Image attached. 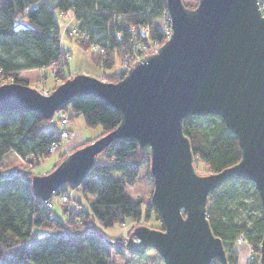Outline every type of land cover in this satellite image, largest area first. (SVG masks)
I'll list each match as a JSON object with an SVG mask.
<instances>
[{"label":"water","instance_id":"water-1","mask_svg":"<svg viewBox=\"0 0 264 264\" xmlns=\"http://www.w3.org/2000/svg\"><path fill=\"white\" fill-rule=\"evenodd\" d=\"M165 7L170 36L122 78L76 73L44 93L28 83L5 82L0 113L36 112L50 119L73 98L102 99L119 114L118 124L67 153L50 171L33 174V196L46 200L68 183L79 185L102 150L128 140L149 157L150 202L164 229L134 226L125 252L154 249L164 264H229L207 218L208 196L228 181L252 182L264 225V15L259 0H197L194 6L165 0ZM191 115L222 119L238 139L240 159L199 173L183 132V120ZM258 255L264 264V227Z\"/></svg>","mask_w":264,"mask_h":264},{"label":"trees","instance_id":"trees-1","mask_svg":"<svg viewBox=\"0 0 264 264\" xmlns=\"http://www.w3.org/2000/svg\"><path fill=\"white\" fill-rule=\"evenodd\" d=\"M260 1L264 15V0ZM183 3L194 6L196 0L193 4ZM165 10V0H0V71L11 76L12 81L28 83L19 76L20 71L56 62L60 69L55 75L58 83L52 90L72 76L64 56L67 51L62 48L57 17L60 11H71L72 25L87 34V39L77 38L82 48L88 49L92 41L105 46V69L113 65L122 46H129L131 26L138 31L139 26L147 25L149 37L161 39L159 21ZM116 32L121 33L120 39ZM123 75L118 68L99 78L116 81ZM68 107L72 116L82 114L86 125H100L99 135L113 129L120 120L119 114L100 98L76 97L60 110L65 112ZM45 120L36 112L0 113V264H110L113 252L126 254L125 240L122 235L106 234L101 227L123 225L130 218L145 224L152 220L157 224L154 228L164 229L150 199H132L124 193L125 182L134 180L144 158L137 146L125 139L102 150L79 185L68 183L53 193H65L68 197L65 204L58 205L57 212L35 207L30 185L35 172L31 168L50 154L47 147L51 142L61 139V131L41 129ZM183 132L190 140L196 170L198 163H202L206 173L217 172L241 157L237 137L217 116H187ZM9 152L26 158L28 165L4 171L1 163ZM66 154L61 153L52 168ZM99 156L103 160H97ZM113 172L119 177H113ZM67 187L79 188L81 198L71 197ZM239 187H251L253 198L249 203L238 199L231 206L228 200L236 197ZM249 210L258 212L250 217ZM207 218L212 232L222 241L229 264H237L235 243L240 234L258 256L263 214L258 193L249 181H228L209 193ZM138 224L133 223L128 233ZM211 264L221 263L214 259Z\"/></svg>","mask_w":264,"mask_h":264},{"label":"rangeland","instance_id":"rangeland-1","mask_svg":"<svg viewBox=\"0 0 264 264\" xmlns=\"http://www.w3.org/2000/svg\"><path fill=\"white\" fill-rule=\"evenodd\" d=\"M189 4L195 3V0H182ZM197 1V0H196ZM58 21L61 26H65L68 22V17H61L57 14ZM62 48L65 51L70 52V58L68 59L67 70L70 74L74 75L76 73H83L87 75H91L94 77H101L103 74H110L117 70L120 67V59L115 58L113 65L109 68H103L99 63V59L96 53L92 52L90 48L84 49L79 44L77 38L75 36L64 33L62 35ZM145 55V53H144ZM140 58V57H139ZM138 58V59H139ZM137 59V58H136ZM42 70L40 69H27L19 72V76L26 79L28 84L35 86L40 91L49 92L51 91V87L58 83V80L55 78V75L52 74V69H46L44 76H41ZM101 79V78H100ZM105 80V79H103ZM58 85V84H57ZM73 113L70 107L67 108V111L58 110L54 113L52 118L47 119L42 122L41 129L55 128L61 131L63 128L69 130L68 137H62L58 143H56V148L53 152H49L50 154L40 160L39 163L35 164L31 169L36 174H44L51 169H53V164L57 161L58 156L63 153H69L72 148L75 146L85 142L86 140H93L96 137L100 136L101 127L100 125L96 126H88L85 123L84 117L82 114L77 116H72ZM68 117L67 123L62 124L60 119L62 117ZM72 116V117H70ZM70 117V118H69ZM98 160H103L100 156ZM59 161L57 162V164ZM28 165L26 158H21L15 152H9L2 160L1 168L4 171H9L12 169H23ZM199 173H206L205 167L202 163H198ZM113 177H119V174L113 172L111 174ZM252 185L253 183L250 182ZM254 187V185H253ZM153 189L152 177L149 173V157L144 155L143 161L140 165L137 176L134 180L130 182H125L124 184V193L131 197L132 199L146 198L150 199L151 192ZM251 187L244 188L239 187L236 193V197L234 199L228 200L229 205L233 206L237 202L238 199H243L247 203L251 201L253 198L251 194ZM67 191L71 197L81 198V191L79 188H71L67 187ZM51 200L53 201V206L51 208L57 212L59 204H65L59 199V194H53L51 196ZM144 208V207H142ZM257 210H249L248 214L250 217H255L257 214ZM244 212L243 214H245ZM138 222L139 224H145L143 220L140 221H132L130 218L125 219V223L123 225H113L110 227H101L102 230L113 237L124 236V240L129 235V229L131 225ZM145 225H157L154 221L150 220ZM251 246L248 243H235V248L238 250L237 264H247L248 256L253 253ZM133 258L126 253L122 252L116 254L112 253L111 258L109 259L110 264H164L161 257L158 256L157 252L154 249H148L144 255H132Z\"/></svg>","mask_w":264,"mask_h":264},{"label":"built area","instance_id":"built-area-1","mask_svg":"<svg viewBox=\"0 0 264 264\" xmlns=\"http://www.w3.org/2000/svg\"><path fill=\"white\" fill-rule=\"evenodd\" d=\"M259 0V4H260ZM59 15L61 17H68L69 20L65 24V26H61V41H62V35L64 33L75 36L76 38L79 39H87V34L85 32H80L78 29H76L73 25V19L74 15L71 11H60ZM161 22L159 31L161 35V39L157 38H151L149 37V26L147 25H142L138 27V31L134 30V27L131 26L129 28L130 30V36H129V46H122L120 48V54L118 55V58L120 59V67L119 70L123 72V74L126 73V71L129 69V66L133 64L135 60H137L139 57L143 56L144 53L147 54L149 52L155 51L157 46L160 45L165 39H167L170 34H171V28H170V20H169V14L168 11L165 10L162 18L160 19ZM139 34H138V33ZM116 37L117 39L121 38V33L116 32ZM89 48L91 49L92 52L96 53L99 56V63L100 65L103 66V61L107 58L106 56V48L105 46L101 45L98 42L92 41L89 44ZM65 58L68 60L70 58V52L67 51L65 53ZM137 58V59H136ZM42 70L41 76H44L45 70L46 69H52V74L56 75L57 71L60 69L59 66H57L56 62H52L51 64L39 68ZM12 81L11 76H5L1 73L0 71V84ZM62 124L67 123V117L64 116L60 119ZM60 138L62 137H68L69 136V130L66 128H63L59 134ZM56 148V142H51L47 150L49 152H53ZM59 199L63 202L66 203L68 200V197L65 193L59 194ZM34 206L40 209H50L53 206V201L51 198L42 200L41 198H38L34 196ZM236 242L237 243H248L247 239L244 237L243 234H240L239 236L236 237ZM249 244V243H248ZM247 264H260L259 261V255L256 256V254L253 252L248 256L247 259Z\"/></svg>","mask_w":264,"mask_h":264},{"label":"crops","instance_id":"crops-1","mask_svg":"<svg viewBox=\"0 0 264 264\" xmlns=\"http://www.w3.org/2000/svg\"><path fill=\"white\" fill-rule=\"evenodd\" d=\"M27 79V77H25Z\"/></svg>","mask_w":264,"mask_h":264}]
</instances>
